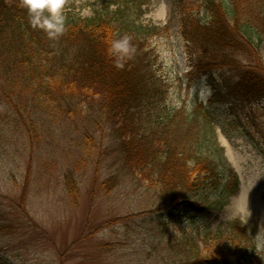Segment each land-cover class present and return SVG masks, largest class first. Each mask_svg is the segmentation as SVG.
Masks as SVG:
<instances>
[{
  "label": "rangeland",
  "instance_id": "1",
  "mask_svg": "<svg viewBox=\"0 0 264 264\" xmlns=\"http://www.w3.org/2000/svg\"><path fill=\"white\" fill-rule=\"evenodd\" d=\"M42 1L53 16L69 15L73 21L107 13L144 38L166 80L169 101L216 118L215 138L238 172L241 187L222 210L211 209L209 219L199 221L195 214L167 207L168 197L123 166L119 140L96 107L75 101L71 114L40 116L39 138L33 140L11 111L14 118L3 123L9 133L0 142V224L20 221L11 231H0V264H182L195 250L201 256L218 254L242 227L258 246L254 264H264V208L250 200L232 208L244 184L255 185L264 207V155L250 137L254 134L260 142L264 137V105H248L230 94L227 83L235 82L238 70L221 67L208 74L198 67L199 51L181 32L180 10L200 9L204 17V0ZM262 1L237 0L242 9L251 10L257 25ZM262 38L253 40L256 50L250 47L239 55L244 64L264 67ZM218 121L227 124V132ZM69 172L79 186L76 204L66 186ZM111 177L117 184L107 190L103 184ZM24 192L29 218L17 208ZM189 196L202 201L195 193ZM99 225L104 226L97 230Z\"/></svg>",
  "mask_w": 264,
  "mask_h": 264
},
{
  "label": "trees",
  "instance_id": "2",
  "mask_svg": "<svg viewBox=\"0 0 264 264\" xmlns=\"http://www.w3.org/2000/svg\"><path fill=\"white\" fill-rule=\"evenodd\" d=\"M202 7L204 17L200 9L180 10L181 32L199 51L198 67L208 74L221 67L238 70L235 82L227 83L230 94L263 106L264 67L244 64L239 55L264 36V1L258 10L261 25L237 0H204ZM154 57L144 38L107 13L73 21L69 15L53 16L42 0H0V142L9 133L3 123L13 117L11 111L33 140L39 138L40 116L61 118L72 113L75 101L86 102L110 122L129 172L168 197L173 211L207 221L211 209L222 210L237 193L240 177L215 138L216 118L174 106ZM250 137L264 155V137L261 142ZM30 174L31 168L27 187ZM116 184L111 177L103 185L111 190ZM66 186L76 204L74 172L66 175ZM26 197L24 192L17 208L29 218ZM19 221L0 224V231H11ZM234 236L218 254L192 250L194 257L182 264H254L259 250L253 237L245 227Z\"/></svg>",
  "mask_w": 264,
  "mask_h": 264
},
{
  "label": "bare ground",
  "instance_id": "3",
  "mask_svg": "<svg viewBox=\"0 0 264 264\" xmlns=\"http://www.w3.org/2000/svg\"><path fill=\"white\" fill-rule=\"evenodd\" d=\"M254 184L243 185L242 189L237 197H234L233 207L232 208H241L244 203H247L248 200L251 201V204L257 208L263 210V204L258 200L257 195H255ZM252 190V191H251ZM264 211V210H263Z\"/></svg>",
  "mask_w": 264,
  "mask_h": 264
}]
</instances>
